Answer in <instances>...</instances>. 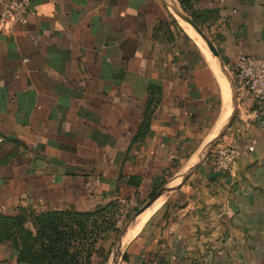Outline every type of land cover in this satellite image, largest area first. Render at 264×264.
Wrapping results in <instances>:
<instances>
[{"label":"crops","instance_id":"1","mask_svg":"<svg viewBox=\"0 0 264 264\" xmlns=\"http://www.w3.org/2000/svg\"><path fill=\"white\" fill-rule=\"evenodd\" d=\"M175 1L200 42L167 0H28L0 33V215L135 213L164 190L111 264H264V125L232 75L264 55V0Z\"/></svg>","mask_w":264,"mask_h":264},{"label":"rangeland","instance_id":"2","mask_svg":"<svg viewBox=\"0 0 264 264\" xmlns=\"http://www.w3.org/2000/svg\"><path fill=\"white\" fill-rule=\"evenodd\" d=\"M140 208L142 206L137 208L138 211L141 210ZM138 211L133 213V216L122 225H117V216H113L112 213H104L103 218L93 215L92 218L85 219L86 221L83 219L80 221L81 217L75 216L73 218L75 223L68 217L56 220L55 216L51 217L52 215L49 213L34 214L21 211L15 216L4 215V217L12 220L17 219V222L22 223V227L15 232L18 250L25 252L27 258L29 257L25 260L26 263L22 264H111L110 261L113 258L115 247L120 242L119 237ZM96 221L99 224L98 228H94L93 223ZM80 225L85 226V229L80 228ZM56 226L59 228L58 232L53 230ZM112 232L114 235L109 243L105 245L107 256L103 255L104 246L100 244V250H95L94 259L90 261L89 254L91 251L94 253L93 248H91L94 240L101 238L99 240L101 241L107 234ZM60 239H64V242L67 245L69 244L67 253L58 251L56 242ZM79 242H84L87 248V252L84 254H79L74 249L75 246L80 245ZM107 258L109 261H107Z\"/></svg>","mask_w":264,"mask_h":264},{"label":"built area","instance_id":"3","mask_svg":"<svg viewBox=\"0 0 264 264\" xmlns=\"http://www.w3.org/2000/svg\"><path fill=\"white\" fill-rule=\"evenodd\" d=\"M27 3L28 0H0V33H9L26 22ZM232 75L236 88L249 93L254 99L256 115L264 125V55L241 57L234 66ZM248 150L254 151V145H249ZM239 156L240 151L236 147H216L213 151V162L219 171L229 172ZM118 205L117 225H122L132 216L137 204L134 200L120 199Z\"/></svg>","mask_w":264,"mask_h":264},{"label":"trees","instance_id":"4","mask_svg":"<svg viewBox=\"0 0 264 264\" xmlns=\"http://www.w3.org/2000/svg\"><path fill=\"white\" fill-rule=\"evenodd\" d=\"M181 5L187 11V7H186V5L183 2L181 3ZM118 208H119L118 203H115V204H112V205L108 206L104 210H102L100 212H96V213H76V212L65 211V212H51L49 214L52 215L51 217L55 216L56 220H61L63 217H68L69 219H72L73 223H75V221L73 220V218L75 216L81 217L80 221H82V219L84 221H86L85 219H87L88 217L92 218L93 215L96 216V217L97 216L102 217V215L104 213H106V214L107 213H112L113 216H117ZM93 224H94V228H98L99 224H98L97 221L94 222ZM21 227H22V223H19V221L17 222V219L12 220L11 218L4 217V215H0V243L11 242L12 247L18 253V257H19L18 258V263L19 264L26 263L25 260H27L29 258V257L27 258V255L24 254L25 252H23L21 250H18L17 241H16V238H15V232L18 229H20ZM80 228L85 229V226L80 225ZM53 230H54V232H58L59 228L56 226ZM100 239L96 238L94 240V243L93 244L91 243L92 244L91 248H93L92 250H94V253L91 251V253L89 254V260L90 261H93V259H94L95 250L97 248L98 243L100 242L99 241ZM87 241H88V239H87ZM79 244L80 245L75 246L74 249H76L79 254H84L85 252H87V248L84 245V242L83 243L79 242ZM68 245H67V243L64 242V239H60V240H58L56 242V247L58 248V251L61 252V253H67L69 251V246Z\"/></svg>","mask_w":264,"mask_h":264},{"label":"bare ground","instance_id":"5","mask_svg":"<svg viewBox=\"0 0 264 264\" xmlns=\"http://www.w3.org/2000/svg\"><path fill=\"white\" fill-rule=\"evenodd\" d=\"M167 1H168V4L171 5L170 7H171L175 17L179 20V22L184 27V29H186L187 32H189L192 36H194L197 39V41L200 42V40L197 38V34L195 33L194 28L189 26L188 24H186V22L183 20V12L179 9L176 1L175 0H167ZM163 200L164 199L159 200L154 207L149 209L143 215L141 214L142 216H139L138 218H136L137 220L135 221V223L133 224L131 229L128 231V233L124 239V243H127L128 241H130L131 238L139 232V230L142 228L144 223L152 215V213L156 210V208L163 202Z\"/></svg>","mask_w":264,"mask_h":264},{"label":"water","instance_id":"6","mask_svg":"<svg viewBox=\"0 0 264 264\" xmlns=\"http://www.w3.org/2000/svg\"><path fill=\"white\" fill-rule=\"evenodd\" d=\"M186 19L195 27V29L197 31H199L196 27V25L193 23V21H191L187 16ZM200 32V31H199ZM234 82V81H233ZM164 190L160 191L155 197H153L150 201H148L145 206L139 210L133 217V219L131 220V222L127 225V228L124 230V233L127 231V229L129 228V226L131 225L132 222H134L136 220V218L142 214L144 211L148 210L149 208H151L159 199V197L161 196V194L163 193Z\"/></svg>","mask_w":264,"mask_h":264}]
</instances>
